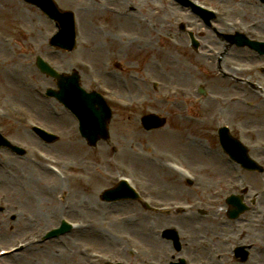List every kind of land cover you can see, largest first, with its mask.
I'll return each instance as SVG.
<instances>
[{
  "label": "rangeland",
  "instance_id": "rangeland-1",
  "mask_svg": "<svg viewBox=\"0 0 264 264\" xmlns=\"http://www.w3.org/2000/svg\"><path fill=\"white\" fill-rule=\"evenodd\" d=\"M10 1L0 0V131L28 151L26 156L19 157L5 149L0 150V208L4 209L0 212L2 248L34 229L44 231L57 224L61 206V200L57 196L61 194V188L56 179H52L55 187L50 191L46 189L49 180L45 179L47 177L44 173L49 172L45 171L37 157V154H41L59 160L64 169L51 162L50 164L57 166L66 179L69 170L74 172L72 175L80 173L86 184L75 187L76 205L81 201L88 204L90 210L83 211L101 223L103 220L98 218V214L104 210V204L99 205L98 209H93L92 204H102L95 198L98 197L97 192L113 184V177L117 174H124L118 173V170L127 173L120 168L123 165L131 168L130 175L141 179L156 198L177 200L178 197L177 201H193L197 206L203 202L201 205L208 210V214L201 218L195 212L186 215L175 213L160 218L143 210L136 203L118 206L113 213L130 215V218H126L127 221L122 224L105 222L107 230H112V233L128 232L134 236L138 241L142 260L169 257V247L152 246L153 242H162L158 236L160 230L172 225L182 228L183 243H189L186 249L196 252L200 258H210V251L197 245L203 240L207 243H219L222 238H226L229 242L249 243L256 251L257 243L264 242V173L230 169L229 164L217 153L216 141L210 132L213 125L225 119L231 126H245V142L254 147L251 150L252 156L264 166V148H256L260 141L264 142V121L258 118L259 107L254 104L243 109L241 115H233L234 117H215L211 114L217 115V106L221 105L218 102H225L234 95L231 89H219L212 79L215 59L208 54L203 44L221 50L223 45L215 34L206 28L199 34L188 26L199 41V54L192 52L188 36L179 31L180 24H189L184 11L170 7L168 0H132L135 4L133 9H129L127 0L125 3L122 0H100L99 11L93 15L86 14V7L93 5L91 0H55L61 9L72 10L75 14L76 47L74 51L65 52L48 46L47 40L55 27L38 9L22 0ZM208 1L222 3L232 9L231 17L243 23L259 16L256 8L257 14L246 15L251 0ZM16 7L19 12L14 10ZM129 15L134 18L126 20ZM98 34L103 37L96 42L94 38ZM80 52L83 53L82 58L79 57ZM85 52L88 54L87 59ZM37 54L47 57L58 71L70 72L73 68L78 70L81 85L85 89L97 88L96 83L106 88L112 104L114 99L120 98L131 102L128 107L130 111H123L118 105L113 106L115 110L109 124L108 142H99L95 149L88 147L76 134L75 120L56 102L43 97L44 88L54 87V82L35 68L34 56ZM237 60L246 62L240 57ZM151 77L160 81V86L155 79H149ZM155 81L158 84L157 90L149 83ZM199 86L206 92L203 97L196 92ZM170 88H180L186 93L189 91V94L195 95L194 98L200 97L204 102L201 105H190L188 102H179L178 98L164 101V95L170 98ZM244 93L249 94L247 91ZM55 110L60 113H55ZM135 111L155 112L166 117L167 122L156 131L144 132L134 120ZM186 112L197 113L183 117ZM191 116L196 119L191 120ZM31 121L55 131L60 140L49 144L41 142L29 131L28 124ZM127 145L130 149L133 146L134 154ZM202 148L207 155L201 153ZM167 152L208 180L198 186L188 187L180 180L176 182L174 178V181L168 179L153 165L157 161L160 166V158ZM155 154L159 155L158 159H153ZM145 155H152V158L149 157V160ZM115 164L119 166L112 167ZM101 171L107 172V180L100 176ZM230 177L233 182L231 192L236 193L247 187L248 192L244 196L246 200L254 194L258 195L257 206L232 222H228L225 217L227 205L224 199L229 192L212 200L209 189L216 182L228 188L226 180ZM12 179L14 181L6 183ZM37 180L40 183H36ZM167 180L169 182H165ZM161 185L167 188L159 187ZM200 188L205 193L199 191ZM166 189L171 190L170 194L164 193ZM72 198L73 196L71 200ZM207 198L211 200H206ZM40 212L42 215L37 219ZM70 213L72 215L71 211ZM78 216L80 212L72 215L75 218ZM241 232L245 233L244 236H241ZM71 237L72 235L63 237L61 241L57 239L58 241L52 240L43 246L31 247L20 255L10 257L9 262L78 264L82 258L69 245ZM88 237L92 236L86 234L83 238L85 243L92 244L95 249L112 252L111 244L115 239L112 234L107 237V242L101 240L102 244L88 242ZM254 253L257 264H264V251ZM120 255L121 253L116 256ZM221 255L227 260L226 264H231L226 257V245Z\"/></svg>",
  "mask_w": 264,
  "mask_h": 264
},
{
  "label": "water",
  "instance_id": "water-1",
  "mask_svg": "<svg viewBox=\"0 0 264 264\" xmlns=\"http://www.w3.org/2000/svg\"><path fill=\"white\" fill-rule=\"evenodd\" d=\"M48 13V12H47ZM52 15V13H50ZM56 20H59L60 16L57 13L53 14ZM59 81L60 91L55 93L56 97L62 100L67 106H69L78 116L82 123V130L84 133H88L87 136L92 132L94 127L95 119L100 117L102 128L101 134L105 135L106 122L108 118L102 115V104L99 99L93 96H84L76 88L75 81ZM86 135V134H85ZM97 136V135H96ZM95 136V138H96ZM94 136H90V140H93Z\"/></svg>",
  "mask_w": 264,
  "mask_h": 264
},
{
  "label": "bare ground",
  "instance_id": "bare-ground-1",
  "mask_svg": "<svg viewBox=\"0 0 264 264\" xmlns=\"http://www.w3.org/2000/svg\"><path fill=\"white\" fill-rule=\"evenodd\" d=\"M7 1H10V0H7ZM11 2V1H10ZM91 2L93 3V5H88L86 8H87V10H86V14H88V15H93V14H97L98 13V11H99V3H100V0H91ZM16 12H19V9H17V7H16V9H14ZM134 17H133V15H129V16H127L125 19L126 20H130V19H133ZM190 18V17H189ZM81 25V24H80ZM100 34V33H99ZM98 34V36H96L94 39H96V42L97 41H99L100 40V38H101V36ZM103 37V36H102ZM97 47H100L98 44H97ZM82 52H80V55H79V57L80 58H82L83 57V53L81 54ZM85 58L87 59L88 58V54L85 52ZM39 169V168H38ZM40 170V169H39ZM44 175L47 177V178H45V179H48L49 180V184H47L46 185V189H48V191H50V189H52V188H54L55 187V184H53L52 182H51V180L52 179H56L53 175H51V174H49V173H44ZM5 181H7V180H5ZM11 181H14L13 179L12 180H10V181H7L6 183H10ZM53 181V180H52ZM36 183H40L38 180L36 181ZM56 183H58L57 181H56ZM58 185H59V183H58ZM41 186H43V185H41ZM39 192H41V190L39 189L38 190ZM40 214V213H39ZM41 215V214H40Z\"/></svg>",
  "mask_w": 264,
  "mask_h": 264
}]
</instances>
